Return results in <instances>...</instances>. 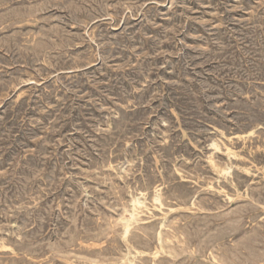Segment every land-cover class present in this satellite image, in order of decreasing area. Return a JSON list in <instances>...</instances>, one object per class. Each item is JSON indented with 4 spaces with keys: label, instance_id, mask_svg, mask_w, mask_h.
<instances>
[{
    "label": "rangeland",
    "instance_id": "obj_1",
    "mask_svg": "<svg viewBox=\"0 0 264 264\" xmlns=\"http://www.w3.org/2000/svg\"><path fill=\"white\" fill-rule=\"evenodd\" d=\"M0 264H264V0H0Z\"/></svg>",
    "mask_w": 264,
    "mask_h": 264
},
{
    "label": "bare ground",
    "instance_id": "obj_2",
    "mask_svg": "<svg viewBox=\"0 0 264 264\" xmlns=\"http://www.w3.org/2000/svg\"><path fill=\"white\" fill-rule=\"evenodd\" d=\"M157 199H159V198H157ZM133 203H134V202H133ZM137 203H138V202H137ZM142 206H143V205H142ZM137 207H138V206H137ZM138 208H139V207H138ZM134 209H136V208H134ZM141 209H142V208H141ZM133 213H134V212H133ZM137 215H138V214H137ZM133 218H134V216H133ZM132 220H133V219H132ZM132 220H131V221H132ZM127 223H128V222H127ZM173 249H174V248H173Z\"/></svg>",
    "mask_w": 264,
    "mask_h": 264
}]
</instances>
